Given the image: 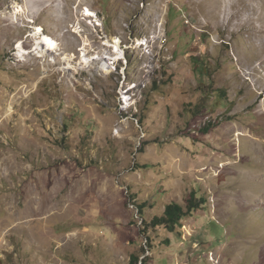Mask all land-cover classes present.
Listing matches in <instances>:
<instances>
[{
  "label": "rangeland",
  "instance_id": "1",
  "mask_svg": "<svg viewBox=\"0 0 264 264\" xmlns=\"http://www.w3.org/2000/svg\"><path fill=\"white\" fill-rule=\"evenodd\" d=\"M262 1L0 0V264H264Z\"/></svg>",
  "mask_w": 264,
  "mask_h": 264
},
{
  "label": "trees",
  "instance_id": "2",
  "mask_svg": "<svg viewBox=\"0 0 264 264\" xmlns=\"http://www.w3.org/2000/svg\"><path fill=\"white\" fill-rule=\"evenodd\" d=\"M203 68V66L201 67ZM207 200L204 197H198L197 193L194 191L190 192L189 197L186 200V205L183 206L178 202H171L165 206V210L162 216H156L151 221V225L153 227L163 226L169 232L174 233L176 230L182 226V220L197 210L201 209ZM141 214H143V209L140 208ZM147 225V222L144 220ZM168 242V241H167ZM154 249V244L150 237H147L146 247L143 248V253L151 252ZM150 256H146L141 261L142 264H146L149 260ZM140 257L133 255L132 262L133 264H138L140 261Z\"/></svg>",
  "mask_w": 264,
  "mask_h": 264
},
{
  "label": "bare ground",
  "instance_id": "3",
  "mask_svg": "<svg viewBox=\"0 0 264 264\" xmlns=\"http://www.w3.org/2000/svg\"><path fill=\"white\" fill-rule=\"evenodd\" d=\"M263 3H262V5H263ZM21 11H23V7H19L18 12H21ZM84 14L85 15H94L91 12V10H89V9L86 10V13H84ZM262 16H263V11L259 13V17H258V19L260 20V27L250 28L249 31H250V35H251L252 41L255 42L256 46L260 50H262L264 52V29H263L264 26L261 23L262 19H263ZM250 26H252V25H250ZM35 34L37 36L41 35L40 37L36 38L37 39V41H36L37 43H36V49L34 48L35 51L36 50L37 51L38 50H41V51L45 50L47 52H50V51L54 52L55 50H57L56 49L57 44L55 43L54 39L52 37H50L49 35L45 34L43 32V28L42 27L37 28ZM112 47L115 48V56H116L115 58L119 59L120 54H121L119 44L115 43V45H112ZM20 53H23V52L20 51ZM22 55H24V54H22ZM82 56H83V59L81 58L83 60L82 62H85V63L89 64L90 66L96 64V68L104 69V70H106V72H110V66L108 65V61H106L108 57L106 56L104 51H103L102 54L98 55V57H95V56L92 57L91 56V57L88 58L87 54L85 52H84V54ZM257 63H258L259 66H262V61L261 62H257ZM69 69H72V67H69Z\"/></svg>",
  "mask_w": 264,
  "mask_h": 264
}]
</instances>
